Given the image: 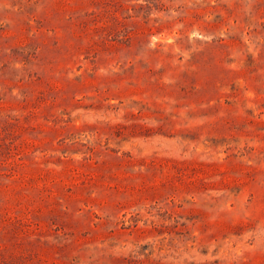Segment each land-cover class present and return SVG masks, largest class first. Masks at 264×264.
<instances>
[{"label": "rangeland", "instance_id": "obj_1", "mask_svg": "<svg viewBox=\"0 0 264 264\" xmlns=\"http://www.w3.org/2000/svg\"><path fill=\"white\" fill-rule=\"evenodd\" d=\"M0 264H264V0H0Z\"/></svg>", "mask_w": 264, "mask_h": 264}]
</instances>
